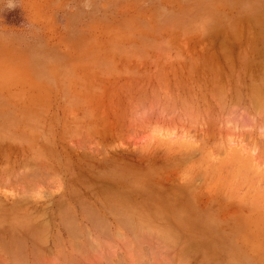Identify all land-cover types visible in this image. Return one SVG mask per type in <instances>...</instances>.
I'll list each match as a JSON object with an SVG mask.
<instances>
[{
    "label": "rangeland",
    "instance_id": "374dc122",
    "mask_svg": "<svg viewBox=\"0 0 264 264\" xmlns=\"http://www.w3.org/2000/svg\"><path fill=\"white\" fill-rule=\"evenodd\" d=\"M263 77L264 0H0V264H264Z\"/></svg>",
    "mask_w": 264,
    "mask_h": 264
},
{
    "label": "bare ground",
    "instance_id": "6f19581e",
    "mask_svg": "<svg viewBox=\"0 0 264 264\" xmlns=\"http://www.w3.org/2000/svg\"><path fill=\"white\" fill-rule=\"evenodd\" d=\"M262 79H264V77L262 78ZM263 83H264V81H263ZM20 209V208H19ZM21 210V209H20ZM121 216V215H120ZM118 217V216H117ZM122 219V218H121ZM68 221V220H67ZM119 221V220H118ZM66 225V224H65ZM32 229V228H31ZM14 231V230H13ZM16 232H17V230H16ZM21 233V232H20ZM24 235H26V234H24ZM30 236V235H29ZM30 237H32V239H33V236L31 235ZM41 238V237H40ZM16 239V238H15ZM19 240V239H18ZM34 240V239H33ZM37 240V239H36ZM21 243V242H20ZM19 243V246H22L21 244ZM18 246V245H17ZM96 247V246H95ZM8 248V247H7ZM18 248V247H17ZM21 248V247H20ZM90 248V247H89ZM20 252V251H19ZM16 263H17V261H16Z\"/></svg>",
    "mask_w": 264,
    "mask_h": 264
}]
</instances>
